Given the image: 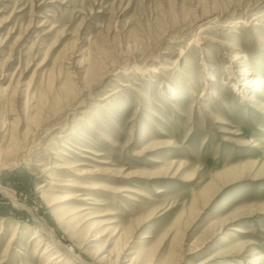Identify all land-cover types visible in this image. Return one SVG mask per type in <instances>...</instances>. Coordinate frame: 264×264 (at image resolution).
Instances as JSON below:
<instances>
[{
  "label": "rangeland",
  "instance_id": "374dc122",
  "mask_svg": "<svg viewBox=\"0 0 264 264\" xmlns=\"http://www.w3.org/2000/svg\"><path fill=\"white\" fill-rule=\"evenodd\" d=\"M232 53L264 80V0H0V264H46L43 226L76 264H264V90Z\"/></svg>",
  "mask_w": 264,
  "mask_h": 264
},
{
  "label": "bare ground",
  "instance_id": "6f19581e",
  "mask_svg": "<svg viewBox=\"0 0 264 264\" xmlns=\"http://www.w3.org/2000/svg\"><path fill=\"white\" fill-rule=\"evenodd\" d=\"M218 13V12H217ZM247 15V14H245ZM260 16V15H259ZM262 16V15H261ZM221 17V16H220ZM251 20V19H250ZM249 16H245V17H242L241 19H237L235 20L234 22H236L237 24H234V27H242V26H248L249 22ZM233 21V20H232ZM231 21V22H232ZM216 22V21H215ZM230 22V23H231ZM200 23V22H199ZM210 23V22H209ZM233 23V22H232ZM227 25V24H226ZM207 26V25H206ZM209 26V25H208ZM196 28V27H195ZM197 29V28H196ZM185 30V29H184ZM195 30V29H193ZM192 30V31H193ZM188 31V30H187ZM190 31V30H189ZM203 30H199V32L195 33L194 36L190 39V44L189 45H192V44H195L197 45L198 44V41H203V42H206V38H203V36H201V33H202ZM190 33H193V32H190ZM188 40V39H187ZM142 42V41H141ZM134 43V42H133ZM130 45V44H129ZM136 46V45H135ZM125 47V46H124ZM139 47V46H138ZM136 48V47H135ZM187 48V47H186ZM140 49V48H139ZM194 50V48H193ZM135 51V50H134ZM184 51V50H183ZM116 52V51H115ZM133 53V52H132ZM130 53V54H132ZM166 53V52H165ZM193 53V52H192ZM189 52V54H192ZM164 54V53H163ZM186 55V53H184ZM134 55V53L132 54ZM161 56V55H160ZM184 56V55H183ZM118 57V56H117ZM162 57V56H161ZM189 57V56H188ZM151 59V58H150ZM113 60V59H112ZM158 60V59H156ZM160 60V59H159ZM158 60V61H159ZM150 61V60H149ZM161 61V60H160ZM179 61V60H178ZM230 65H232L233 67V72H232V75H238L240 80H242L243 82H241L240 86L245 88V90L247 91L246 93L249 95V96H253L255 95L256 92H262L264 90V80L262 79V77L260 75H255L253 78H249L251 76L250 73H256V71H254L251 67H248L247 66V56L245 54L243 55H240V54H234L232 53V57L230 58ZM143 62V61H142ZM124 63V62H123ZM126 63V62H125ZM43 64V63H42ZM120 65V64H119ZM230 65H228L227 67H225V71H227V73H229V69H230ZM124 66V65H122ZM126 66V65H125ZM141 66V65H140ZM143 66V65H142ZM250 66V65H249ZM164 67V66H163ZM132 68L131 71H133L134 69H136L137 67H130ZM155 68V67H154ZM126 69V68H125ZM157 69V70H156ZM155 70L154 69H149L151 72L154 71L155 73H161L160 71H158V67L156 68ZM110 70V69H109ZM128 70V69H127ZM91 71L93 74L96 73V70L94 67L91 68ZM115 71V70H113ZM112 71V72H113ZM119 71V70H118ZM135 71V70H134ZM144 73V72H143ZM112 75V74H111ZM14 76V74H13ZM243 77V78H242ZM102 79V78H101ZM105 79V78H104ZM103 80V79H102ZM65 82V81H64ZM79 83V82H78ZM18 86V85H17ZM67 86V85H66ZM65 86V87H66ZM64 87V86H63ZM235 87V86H234ZM61 88V87H59ZM66 89V88H65ZM70 89V88H69ZM17 90V89H16ZM175 91V88L172 89ZM18 91V90H17ZM16 91V92H17ZM66 91V90H65ZM71 91V90H70ZM94 91V90H93ZM67 92V91H66ZM83 92V91H82ZM173 92V91H172ZM86 93V92H85ZM174 93V92H173ZM55 94V93H54ZM81 94V93H79ZM68 95V94H67ZM15 98V97H14ZM71 98V97H70ZM252 98V97H251ZM16 99V98H15ZM12 100V98H11ZM48 100V99H47ZM254 100V99H252ZM256 101V100H255ZM65 102V101H64ZM63 102V103H64ZM48 103V102H47ZM46 103V104H47ZM74 104V103H73ZM250 104V103H249ZM224 105V104H223ZM253 105V104H252ZM256 105V103H255ZM57 107V106H56ZM256 107V106H255ZM66 117V116H65ZM4 125V124H3ZM49 129V128H48ZM37 136V135H36ZM21 141V140H20ZM21 144V143H20ZM30 144V143H29ZM9 145V144H8ZM37 145V144H36ZM34 147V146H33ZM23 149V148H22ZM21 150V149H20ZM86 151V150H85ZM22 152V150H21ZM23 152L27 155L28 152H31V151H26V150H23ZM22 152V154H24ZM17 154V153H16ZM30 155V154H29ZM16 155H14L15 157ZM1 160V158H0ZM8 160V159H7ZM21 160V158H17L14 163L17 165L19 164V161ZM6 162V161H5ZM14 164V165H15ZM7 165H10V164H6V163H3V164H0V171L2 169L7 168ZM10 167V166H9ZM81 171V170H80ZM83 173H85L83 171ZM4 174V173H3ZM81 173H79L80 175ZM77 186V185H76ZM75 186V187H76ZM5 187V186H4ZM0 185V189L2 190V192L6 195H8L10 198H12V200L15 201V197L14 195L12 194L11 190L7 189V188H4ZM43 187V186H42ZM84 194V193H83ZM81 196V195H80ZM83 200H90V198H87V197H83ZM42 224V223H41ZM48 229V228H47ZM46 228L43 227H39L34 236L32 237V240H37V244H36V248L38 247H41V245H45L43 244L44 240L45 239H42L43 237L46 238V237H50V239L52 240V243L51 245L49 246H46L44 247L43 249V252H42V255L41 257L47 259V263L46 264H66L70 261L71 264H76L78 263L79 261H84V259H82V257L78 256L75 252H73L72 250H68L67 248L63 247L65 251H58L56 250L59 246H62V244L57 241L56 239V236L50 232V230L48 231ZM234 232H238V233H242L244 230H241L240 228H232ZM14 234V233H13ZM16 232L15 234L12 236L11 238V242L15 240L16 238ZM10 240V239H9ZM3 241V240H2ZM5 242V241H4ZM46 242V241H45ZM13 243V242H12ZM49 243V242H48ZM47 244V243H46ZM60 248V247H59ZM36 251L38 252V249H36ZM4 254V253H3ZM36 255V254H35ZM10 256V255H9ZM3 258V257H2ZM26 258V257H24ZM1 259V257H0ZM105 258H102V259H99L97 260L95 263L97 264H104V260ZM17 260V259H16ZM25 260V259H24ZM28 260V259H27ZM119 260V259H118ZM11 262V261H10ZM28 262V261H27ZM85 262V261H84ZM16 263V262H15ZM88 263V262H86ZM260 263L259 260L256 259V262H254V264H258Z\"/></svg>",
  "mask_w": 264,
  "mask_h": 264
}]
</instances>
